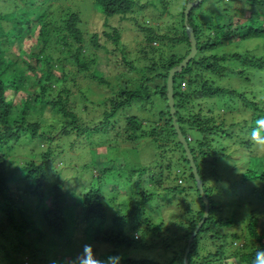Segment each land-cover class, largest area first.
Here are the masks:
<instances>
[{"label": "trees", "instance_id": "16d2710c", "mask_svg": "<svg viewBox=\"0 0 264 264\" xmlns=\"http://www.w3.org/2000/svg\"><path fill=\"white\" fill-rule=\"evenodd\" d=\"M65 5H57L53 3V0H16L18 3H22V6L17 7L10 13H0V37L1 36H13L14 39L23 42L27 35H33L36 40V28L42 38L43 49L39 52L32 53L36 59V66H31L27 61V56L21 58L17 57V53L9 50L10 53H6L3 47V41L0 40V212H4L7 216L10 224L15 229L14 239L19 242V246L15 248V251H22L25 247H35L36 251H30L31 262H25L20 258H15L12 255L11 238L10 245L6 248V245L1 247L0 242V264H106V259L109 256H119L120 264H162L154 259H136L131 257L126 250L134 249L141 244V248L151 245L154 239V234L162 231L155 225L153 230L144 229L146 233V239L140 243V239L137 236L126 234L125 229L130 227L132 222L136 220L137 214L142 211L145 212L147 207L155 203L160 199L163 193L166 194H178L189 196L190 192H196L197 197L202 203L201 210L197 213L196 221L188 225V222L180 223V234L177 238V244H179L178 252L177 248L173 250L176 253V258L171 264H184V254L186 252L187 244L191 234L197 227L198 223L203 218L204 214V201L202 200L197 186L194 180V175L189 161L187 160L186 153L183 145L179 141L178 134L173 124V115L170 113V107L168 105L167 98V79L170 70L177 66L189 53L190 42L185 25L177 34V42L170 44H178L182 46L187 42L189 50L184 55L181 53H172L169 57H162L155 60L157 49L153 42L155 39H166L165 35L161 34L158 28L149 29L146 33V41L149 43L145 50V58L149 65L148 74L144 76V82H142L135 90L124 89L119 95L111 98L106 103L111 105L110 109H104L101 113V120L99 116L98 126L90 127V125L82 126L78 123L77 116L68 111L65 106V101L62 100H50L46 97V93L52 88V81L59 77L54 73V65L41 60V55L46 49V45L50 43L52 39H58L59 43L65 46L68 53V57L74 63H79L83 70H88L89 67L86 62H82L83 56H88L87 53L91 50L92 46L105 47L100 44V35L93 34L90 42L85 39V32L82 29V13L84 9H87L89 5L97 7L99 14H103L106 21L109 18L119 17L121 20L133 15V13L142 12L146 6L142 4L143 0H89L91 3L86 5L85 0H60ZM152 0H148V5ZM157 5L161 4L163 7H168L166 0H158ZM186 5L192 0H185ZM246 5L239 11L233 12L230 15V11L224 14V17H220V22L217 25H211L208 28V33L205 37L201 36L199 29L192 24L189 20L188 24L193 28L194 34L197 40V56L184 68L180 73H177L173 78L174 83V97H175V117L177 118V124L180 127L182 134L188 140L189 148L194 156V161L197 166L198 174L201 180L204 182V194L209 202V214L207 220L204 222L197 237L193 240L190 251L187 255L188 264H221L224 257V251L231 248L232 244L240 242L241 245L237 248V253L234 255L237 264H264V255H260L258 258V252L264 250V161L258 157H252L249 159L250 165L247 170L242 173V181L246 182L245 185L238 187L241 191V195L256 194L257 201H260L262 212H259V208L253 205L254 201L246 202L244 205L249 206L248 211V225L241 229L239 232H223L224 227H235L238 223V217L236 210H233L228 216H226L224 209L227 207L222 203H217L214 200V194L206 184V172L203 168L205 165L199 161V157H207L211 151L209 150L210 140H207V136L210 134L217 135V130L220 127L216 126V118L213 111L222 107L215 104L216 98L234 100L238 99L241 109L251 110L249 119H246L244 126V132L254 135H261L264 138V46L262 53L254 55L246 51L229 50L223 54H219L218 51L223 47L229 45L234 41L235 35L239 33L246 34L242 36L235 43L251 40H260L264 42V0H243ZM80 3L85 5H80ZM154 5L153 7H157ZM185 5V7H186ZM185 7L183 9H185ZM194 11L191 12V14ZM184 18V11L182 12ZM214 15H219L217 12H213ZM191 16V15H190ZM190 19V17H189ZM54 22L55 24L51 23ZM4 25H8V29H4ZM51 25H56L60 30L59 36L55 37L50 35ZM109 31L103 32V36L110 38L115 48L120 42L121 32L116 27H110L106 24ZM93 44V45H91ZM177 46V45H176ZM240 43L238 44V47ZM155 49H154V48ZM125 46L122 48V61L123 68H134V65L128 61V58L124 52ZM74 51V53H72ZM154 52V53H153ZM58 62L62 65L64 60L58 59ZM31 71L40 70V78L37 79L35 85L36 89L40 90L34 102L29 101L27 95L28 88L26 87L28 78L25 75L26 68ZM156 71V72H155ZM94 77L100 76V80L105 82V77L109 76V68L102 63H96L94 69ZM150 72H155L153 75H149ZM222 73L230 78L236 77L239 83L244 81V87L238 89L222 88L220 85ZM45 80H44V79ZM60 78L57 80L59 81ZM256 80V81H254ZM56 81V82H57ZM186 82L188 85L183 88L182 84ZM246 82L249 83L245 89ZM12 91L13 98L7 99V92ZM68 95L71 91L67 89ZM249 95V96H247ZM23 98L22 103L24 107L17 108L15 101ZM38 101V102H37ZM41 104L40 108L50 104L53 107H60L64 116L71 119L64 120V123L60 128L54 127V133L59 139H66L71 135L77 138L88 139L91 134H95L98 131H106L104 134L97 138L98 142L107 144L106 137L109 135V128L114 127L116 120H118L119 114L126 108L132 105H142L145 110L149 109L156 119H159L160 126L151 129L149 134L155 142H158V149L163 157L168 155L177 154L179 159L176 163L179 164L178 168L182 169L183 179L191 182L192 185L185 188L184 186L161 188L160 185L163 181V165H156L150 168L146 166L141 168H131L127 171V176L124 179V170L118 171L117 168L123 166L122 158L109 160L107 156L108 148L101 146L100 149L92 151L91 165L86 164V168L90 171V182L85 186V193L81 196L75 197L69 192L64 193L63 190L70 191L67 185L69 177L67 175V167L72 164V161L63 163L65 168L59 170L54 167L57 157L54 151L46 150L39 154L40 159L29 161L28 163H22L18 166L17 171L7 169V164H13L12 159L9 160L10 154L5 152L6 145L11 141H19L25 135L26 137L33 138L45 137L44 134H39L40 122L28 123L27 110L30 105L35 103ZM104 107V104H101ZM205 110V112H204ZM217 110V111H218ZM147 119V118H146ZM126 134L127 140L139 139L145 136L144 123H142L139 116H132L126 119ZM227 121V120H225ZM46 132V141L51 142L54 137ZM227 136H231L222 130ZM49 133V134H48ZM140 133V135H138ZM147 133V132H146ZM192 136V137H191ZM197 137L200 140H193ZM25 137V138H26ZM252 147L253 144L250 141L247 144ZM71 147L75 146V142L70 144ZM208 148L207 152H203V148ZM200 151V152H198ZM228 155L223 152L219 153L218 157L209 164V172L217 176L219 173L216 167L219 168L220 163H224ZM220 162V163H219ZM171 165H169L170 167ZM116 170H115V169ZM207 169V168H206ZM151 170V171H149ZM95 171V172H94ZM147 171L150 172L149 179L145 183L141 180V176ZM106 174H111V178H106ZM134 176V179L132 176ZM15 182L20 188L19 192L30 193L34 195L37 213L32 218H25L24 212L16 209L17 200L13 199L8 192L10 188L7 182ZM147 189L136 190L142 188L143 185ZM66 184V186H65ZM123 186V190L127 188L124 194H129L127 205L124 202L108 205L114 206V212L111 216H108L106 209L105 199H107L108 193L113 196L118 192L119 187ZM216 187V186H215ZM221 187V186H220ZM26 189H29L27 191ZM120 190V189H119ZM145 193V194H144ZM73 196V204L70 209L66 211L67 195ZM171 195V196H172ZM166 196V195H165ZM174 196V195H173ZM169 197L168 199H170ZM198 201V200H197ZM238 198L233 206L241 203ZM243 204H240V207ZM80 208L84 215V221L87 223L86 235L88 239H84L85 246L90 245V242H102L109 246H112L110 252L101 255L98 260L89 262L84 255L78 256L70 255H56L53 260L54 263H46V260L42 258L43 251L48 250V241H45L43 236L48 235L52 237L54 244L62 243L67 244L69 242V230L72 223H69V219H74L76 209ZM15 210L20 214V218H15ZM192 208H187V213H191ZM71 217V218H70ZM78 217V214H77ZM110 221V228L104 230L103 227L107 220ZM20 222L21 225H20ZM153 231V233H152ZM213 231V232H212ZM29 233H36L34 235H26ZM214 233L211 240H220L221 244L217 246V252H201L200 244L198 243L203 237H207ZM151 233L153 235H151ZM201 235V236H200ZM1 238L7 239L4 233H0ZM40 237V238H39ZM137 237V238H136ZM39 238V239H38ZM2 248V249H1ZM163 252V250H162ZM180 254L181 256H179ZM80 256V258H79ZM68 259V260H67ZM112 264H117L114 260Z\"/></svg>", "mask_w": 264, "mask_h": 264}, {"label": "rangeland", "instance_id": "374dc122", "mask_svg": "<svg viewBox=\"0 0 264 264\" xmlns=\"http://www.w3.org/2000/svg\"><path fill=\"white\" fill-rule=\"evenodd\" d=\"M36 1L41 2V0ZM85 1L86 5L91 3L89 0ZM71 2L72 1L69 0V4ZM157 2L159 1L152 0L150 2L152 6H150L148 5V0H143L142 4L146 6L144 10L142 12L133 13V15L124 20H121L119 17H113L106 21L104 18L105 16L99 14V9L93 5H89L87 9H84L81 17L83 24L82 29L85 32L86 41L90 42L93 34L97 33L101 37L100 44L105 47L97 48L91 44L93 46L87 53L88 56H83L82 58L85 59L81 60L82 62H86L89 69L83 70L79 63L72 62L68 57L67 51L64 52L66 50L65 46L60 44L58 39H52L50 43L46 45V49L41 55V60L44 62V65H46L47 62L54 65V73L60 78V80L57 81L58 78L51 82L52 88L46 93V97L50 100L65 101V106L68 111L77 116L78 123L82 126H98L97 117L99 116L101 120L102 111L111 108V105L105 101L119 95L126 88L129 90H135L142 82H144V76L148 74L150 68L147 59L144 56L146 52L145 48L149 44L146 41L147 30L158 28L157 31L161 34L170 33L169 35H165L166 39L159 40V38H156V42L151 44L157 49L155 54V60L157 62L158 59L169 57L172 53H184L185 55L189 50L187 42L182 46L170 43L177 42V34L180 33L183 25L186 26L185 19L182 15L186 1L166 0L165 2L168 3V7L166 8L161 4L157 5ZM53 3L54 5L66 4V2L62 3L60 0H53ZM80 5L82 6L85 4L80 3ZM154 5H157V7H153ZM245 5L246 3L243 0H202L192 10L194 12L191 14L189 20H191L192 24L199 29L200 35L205 37L208 33V28L211 25H217L221 20L220 17H224V14H227L229 11L230 15H232L234 12L233 9L239 11L245 7ZM20 6H22V3H18L16 0H0V13H10ZM214 11L219 15L213 16ZM51 23L55 24L54 22ZM106 24L110 27L118 28L121 32L120 42L116 48L110 38L103 36V32L109 31ZM4 29L7 30L8 25H4ZM59 31L62 30L56 25H51L49 36L54 34L55 37H58L60 34ZM36 34V40L33 35H27L23 42L14 39L13 36L3 35L0 37L1 41L5 40L3 41L2 49L6 53H10L11 51L16 52L17 57L19 58L27 56L29 64H31V66H36V59H34L33 56H30V54L39 52L43 49L42 38L40 37L37 28ZM245 34L246 32H238L235 35L234 41L230 43V46L227 45L223 47L218 53L221 55L229 50L246 51L247 53L250 52L254 55L262 53L264 42L257 39L239 42L240 46L238 47L239 43H235V40L238 41ZM124 46V52L128 61L134 65V68L132 69H125L121 65L122 53L120 50H122ZM72 53H74V51ZM58 59L64 60V63L61 65L58 62ZM96 63H102L109 68V76L107 75L105 77V82H102L99 79L100 76L98 74V77L93 76L95 75L93 71ZM35 71L36 72L31 71V69L27 67L25 72V75L28 78L26 85L28 92L27 95L25 94L24 98L27 96L29 98L28 100L32 102H34L35 98L40 95V90L36 89L35 83L37 79L40 78L41 74L39 69ZM155 72H150L149 75H153ZM222 76L224 77L221 78V81L219 82L222 88L228 87L229 89H238L241 87L243 90L245 79L242 80V83H239L235 80L236 77L231 78V81L225 73H222ZM261 77L264 78L263 75ZM184 83L185 86L183 87L186 88L188 84L186 82ZM248 85L249 83L246 82L245 89ZM67 89L71 91L70 95H68ZM6 97L7 99H12V91L7 92ZM22 100L23 98H20L15 101L14 104L17 108L24 107ZM37 102L35 105H30L27 110V122H40L39 134H44L46 137V132L50 131L49 133L54 138L51 142H48L45 137H36L34 140H31L33 138L24 135L19 141H11L6 145L5 152L10 154L9 160L12 159L13 164L8 163L7 169H15V171H17L19 170L18 166L22 163L25 164L29 161L38 160L40 159V153L45 152L46 150H51L52 148L56 155L60 154L57 157V161L53 164L57 169H64L65 165L63 163L66 162V165H68V161H72V164L68 165L66 169L67 175L71 176L67 181V185L70 186V191L64 189L63 192H69L77 197L85 193L84 191L87 189L85 186L88 187L87 184L90 182V171L86 168V164L91 165V161L93 160L92 151L100 149L101 146H103L108 148L107 156L109 160L114 161L115 159L122 158L121 161H123L124 164L122 167L117 168V170L120 171L126 168L124 172H122L124 179L127 176V171L131 168L138 169L144 166L150 168L162 164L164 172L163 181L160 184L162 186L161 188L177 186H184L187 188L192 185L191 182L183 179V170L178 168L179 164L176 163V160L179 159L178 155L174 153V155L163 157L158 149L159 143L155 142L153 140L154 138H151L149 131L160 126V121L159 119H156L155 121V117H153L150 112V106L148 110H145L147 107L143 108L142 105L137 104L122 111L118 116L119 122L116 120L115 123L117 124L108 129L109 135L106 137L107 144H100L97 138L107 132V130L91 134L88 139L77 138L74 135L66 137V139H59L54 133V127L60 128L64 123V120L71 118L64 116L60 107H53L52 105L47 104L45 107L40 108L41 104H38ZM214 102L222 107L219 110L216 108L215 111H213V114H216L215 125L220 127V129L216 131L217 135L210 134L207 136V140H210L211 144V146H209L211 153L209 154L210 156L199 157V161L205 164L203 165V168L208 172V175H206V184L207 187L212 190L215 202L227 206L224 209L226 216H228L233 210H236L237 212V217L239 219L237 225L235 227H224L222 228V231L239 232L248 225L249 206H245L244 204L248 202L249 199L250 201L255 202L252 203L250 209H252L255 204V206L259 208V212H262V206L260 201H257L256 194H252L250 197L251 192H249L248 194L238 196L241 194V191L236 188L246 184V182L242 181L241 175L250 165V158L258 157L264 161V138L258 134L254 135L244 132V126L247 122L245 120L249 119V114H251L252 111L245 108L243 112L237 98L231 101L228 99L216 98ZM101 104H104V107ZM132 116H139L140 120H142L141 122L144 123L142 131H144L145 136L140 137L139 139L130 138V140H127L126 119ZM222 130L232 135L227 136ZM138 135H140V133ZM192 139L200 140V138L194 136ZM249 141L253 144L252 147L247 145ZM73 142H75V146L71 147L70 144ZM207 150V147L203 148V152H207L208 154ZM220 152L228 155V157L226 160H223L225 161L223 164L219 162V168L216 167V169L221 174L217 176L215 175L214 177V175L209 172V164L212 163L215 157H218L216 159H219ZM169 165L171 166L169 167ZM149 171L141 176V180L144 183L149 179ZM105 176L110 179L112 175L106 174ZM134 176L136 177L137 175L134 174L132 176L133 179ZM262 184H264V182H262ZM7 185L10 188V191L8 192L14 200H17L15 208L24 212L23 216L25 218L30 219L36 215L37 208L34 195L30 193H25L24 195L19 192L20 187L15 182L9 181L7 182ZM142 185V188H137L136 186V190L147 189L143 183ZM119 189L116 195L119 194L120 196H113L108 193L107 199H105L106 209H110L108 211V216H111L114 212V206L108 205V202L114 205L120 202H124L125 205L128 203V197L130 195L124 194L127 188L123 190V186L120 185ZM26 190L29 191V189ZM163 195L164 196L158 199L154 204L152 203L150 208L147 207L145 212L140 211L136 216V220L132 222L130 227L125 229V232L128 235H138L140 243L146 239V233L143 231L144 229H147L148 231L153 230L156 225L162 233H153L152 231L154 239L151 245L141 248L140 244L138 247H134V249L131 250L123 249L126 250L124 253L128 252L129 256L136 259H154L153 261L162 264H171L170 262H173L176 258V253L173 252V250L175 248H177V252L180 250L178 248L179 244L176 242L181 232L179 224L181 222L185 224L188 222V225H190L195 222L197 213L202 208V203L197 197L196 192H190L188 197L184 194H173V196L172 194L163 193ZM169 197L171 198L168 199ZM237 198L242 201L241 203L243 206L240 207L241 203L236 206L232 205ZM66 200H68L66 203V211H68L71 205H74V198L68 194ZM189 207L193 210L191 213L186 212ZM14 215L16 219L20 218V214L17 210H15ZM68 222L72 223V225L71 227H68L70 239L67 244L64 245V243H62V246H60V244L56 245L51 243L53 239L52 237H49L48 235L43 236L44 240L48 241V250L43 251L44 254H41L42 258L46 260V263H54L53 258L56 255L67 256L70 254L78 256L81 253H83L81 255H84L89 262H100L98 260L101 258V255L112 250V246L102 242H90V245L85 246L84 239H88L86 235L87 223L84 221V215L80 208L76 209L74 219H69ZM21 223L22 222H20V225ZM110 226V221L108 219L103 229L107 230ZM212 232L207 237H203L198 241L201 252H217V246L219 247L221 241L214 239L211 240V237L214 235ZM0 233H4L5 237H7V239L0 237L1 247L6 245L7 248L10 245L9 236L12 241V255L25 262H31L32 258L30 251H36L37 248L24 247L22 251H15V248L19 246V242L15 241V229L10 224L4 212H0ZM152 233L151 235H153ZM35 234L36 233L28 232L26 235L35 236ZM239 245H241V243L235 241L231 248H228V250L223 252L224 257L221 264H237L234 255L237 253L236 250ZM178 255L181 256L180 254Z\"/></svg>", "mask_w": 264, "mask_h": 264}, {"label": "water", "instance_id": "95a60500", "mask_svg": "<svg viewBox=\"0 0 264 264\" xmlns=\"http://www.w3.org/2000/svg\"><path fill=\"white\" fill-rule=\"evenodd\" d=\"M201 1L202 0H196L193 2L190 1L187 3V5L184 9V19H185V23H186L185 27H186V31H187L189 42H190V52L177 66L173 67L170 70L168 80H167V98H168V105L170 107V113L173 115V124H174L176 132L178 134L179 141L181 142V144L184 147L187 160L189 161L190 166L192 168V172H193V175H194V178L196 181L197 189H198L200 196L203 199L204 205H205L203 218H202L201 222L197 225V227L194 229L193 233L191 234V236L189 238L187 248H186V252H185L184 258H183L184 264H188L187 263V255L190 251V246H191L193 240L195 239V237L197 236L198 231L200 230V228L202 227V225L204 224V222L208 218L209 202L204 195L203 183H202L200 176L198 174L197 166H196V163L194 161V156H193V154L189 148L188 140L182 134L180 127L177 124V118L175 117L176 109H175V100H174V92H173V84H174L173 78L177 73L182 72L184 70V68H186L189 65V63L197 56V53H198L197 40H196L193 28L188 24V20H189V17L191 15L192 10Z\"/></svg>", "mask_w": 264, "mask_h": 264}, {"label": "clouds", "instance_id": "9594fccd", "mask_svg": "<svg viewBox=\"0 0 264 264\" xmlns=\"http://www.w3.org/2000/svg\"><path fill=\"white\" fill-rule=\"evenodd\" d=\"M194 0H192L191 2H193ZM196 1V0H195ZM190 52V51H189ZM168 80V79H167ZM182 86H185V83H183L182 84ZM184 88V87H183ZM173 92H174V84H173ZM166 94H167V92H166ZM174 100H175V97H174ZM201 179V178H200ZM194 180H195V178H194ZM202 181V180H201ZM195 183H196V181H195ZM202 183H204L203 181H202ZM197 186V185H196ZM198 190V189H197ZM203 190H204V186H203ZM200 194V193H199ZM205 195V194H204ZM206 197V196H205ZM207 199V198H206ZM203 200V199H202ZM260 255H264V250H261V252H258V258H259V256ZM116 261L117 262V264H120V257L119 256H116V255H113V256H109V257H107V259H106V264H112V262L113 261Z\"/></svg>", "mask_w": 264, "mask_h": 264}]
</instances>
